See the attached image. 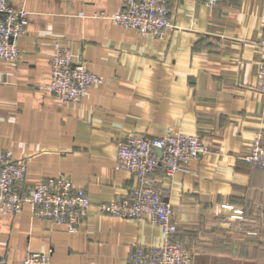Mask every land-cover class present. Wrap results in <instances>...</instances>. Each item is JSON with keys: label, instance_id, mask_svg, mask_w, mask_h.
I'll return each instance as SVG.
<instances>
[{"label": "crops", "instance_id": "1", "mask_svg": "<svg viewBox=\"0 0 264 264\" xmlns=\"http://www.w3.org/2000/svg\"><path fill=\"white\" fill-rule=\"evenodd\" d=\"M123 4L25 1L21 59L0 61V157L8 152L26 165L21 193L68 176L92 206L74 233L28 206L0 212V255L10 264H22L29 251H51L50 264H129L134 249L161 246V227L104 214L97 205L127 198L137 186L134 174L116 169L119 140L170 131L196 134L207 147L188 170L155 173L174 208L175 240L193 264H264V168L240 157L256 136L264 145V0H219L214 9L201 0H169L175 28L163 39L96 17ZM57 43L103 79L80 102L62 104L46 89Z\"/></svg>", "mask_w": 264, "mask_h": 264}, {"label": "built area", "instance_id": "2", "mask_svg": "<svg viewBox=\"0 0 264 264\" xmlns=\"http://www.w3.org/2000/svg\"><path fill=\"white\" fill-rule=\"evenodd\" d=\"M10 0H0V61L18 62L21 50L19 39L27 32L28 15L25 1L13 8ZM214 9L219 0H201ZM113 25L134 30L141 37L163 39L168 30L175 28L170 19L169 0H124L120 11L96 15ZM264 54V41L260 45ZM52 76L46 89L62 104L77 103L89 95L90 88L103 83V79L88 69L82 58H77L61 44L51 62ZM259 85L264 91V58L260 64ZM207 153L200 136L166 131L157 137L128 135L118 142L117 170L127 171L137 178V186L130 196L97 205L100 212L126 219H144L162 228L161 246L134 249L129 264H193L189 249L175 240L178 231L174 208L162 198L156 187L155 173L162 167L168 177L188 170L193 162ZM241 159L248 164L264 168V145L261 135L253 139L249 151ZM26 175V165L5 152L0 157V212L19 213L30 207L35 217L64 225L69 232L82 230L92 206L85 188L73 183L68 176L42 180L32 184L23 193L18 189ZM228 208L229 206H224ZM242 210H234L237 218ZM50 252H28L22 264H50ZM0 264H10L0 255Z\"/></svg>", "mask_w": 264, "mask_h": 264}, {"label": "rangeland", "instance_id": "3", "mask_svg": "<svg viewBox=\"0 0 264 264\" xmlns=\"http://www.w3.org/2000/svg\"><path fill=\"white\" fill-rule=\"evenodd\" d=\"M263 142V141H262Z\"/></svg>", "mask_w": 264, "mask_h": 264}]
</instances>
